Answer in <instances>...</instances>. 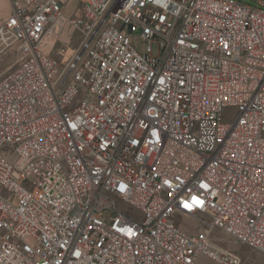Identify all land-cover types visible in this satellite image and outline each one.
<instances>
[{
    "label": "built area",
    "instance_id": "2783aa9c",
    "mask_svg": "<svg viewBox=\"0 0 264 264\" xmlns=\"http://www.w3.org/2000/svg\"><path fill=\"white\" fill-rule=\"evenodd\" d=\"M69 2L0 0V264L264 256V0Z\"/></svg>",
    "mask_w": 264,
    "mask_h": 264
},
{
    "label": "rangeland",
    "instance_id": "374dc122",
    "mask_svg": "<svg viewBox=\"0 0 264 264\" xmlns=\"http://www.w3.org/2000/svg\"><path fill=\"white\" fill-rule=\"evenodd\" d=\"M242 2L249 3L251 5H255L257 0H241ZM79 7V3L77 0H70L68 7H67V13L73 14L74 11ZM72 32V33H71ZM68 36L72 35V41L70 46L73 47V49L77 48L79 46L78 41V34L73 32L71 29L69 30ZM66 38L64 37V40ZM67 41V39H66ZM60 47V45H58ZM17 66V54L15 50H6V51H0V79L5 77L7 74L15 70ZM234 116V111L231 109L230 111L226 112L225 118L227 120L231 119ZM179 223H181L182 226L185 227H191V230L196 232L199 229V225L196 223V221L193 218L190 217H183L179 220ZM214 240L222 247L227 248V244L229 242H233L231 238L219 234V232L213 233ZM234 243V242H233ZM236 244V243H235ZM230 248H234L233 245H229ZM241 247V246H240Z\"/></svg>",
    "mask_w": 264,
    "mask_h": 264
},
{
    "label": "crops",
    "instance_id": "0c3cea01",
    "mask_svg": "<svg viewBox=\"0 0 264 264\" xmlns=\"http://www.w3.org/2000/svg\"><path fill=\"white\" fill-rule=\"evenodd\" d=\"M219 234H222V233H219ZM233 242H229L227 244L228 246L227 249H230L233 252L237 253L241 258L242 264H264V256L250 250L249 248H247L246 246L242 244H239L235 241ZM229 245H233L234 248H230ZM196 264H218V263L212 261L206 256H201L196 261Z\"/></svg>",
    "mask_w": 264,
    "mask_h": 264
}]
</instances>
